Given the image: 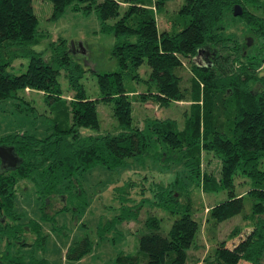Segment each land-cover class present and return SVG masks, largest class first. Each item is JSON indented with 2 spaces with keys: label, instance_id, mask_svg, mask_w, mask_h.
I'll return each mask as SVG.
<instances>
[{
  "label": "trees",
  "instance_id": "trees-1",
  "mask_svg": "<svg viewBox=\"0 0 264 264\" xmlns=\"http://www.w3.org/2000/svg\"><path fill=\"white\" fill-rule=\"evenodd\" d=\"M49 1L53 18L67 6L85 13L92 10L101 30H111L110 54L117 68L99 76V99L112 103L122 130L94 138L80 135L81 128H98L96 99L87 97L78 83L83 69L64 40L49 44L47 57L31 48L38 38L30 0H0V102L27 103L21 93L32 89L45 96L51 111L59 107L63 114L60 118L55 112L44 137L27 133L0 137V145L11 146L18 158L15 167L0 168V264H49L44 258L26 260L20 252L43 246L45 236L38 221H20L13 207L18 183L35 188L42 220L54 218L46 212L51 198L63 203L69 199L82 212L84 172L96 165L115 169L148 154L152 143L161 145L156 159H174L187 172L185 186L175 179L165 185L167 199L189 193L192 185L203 191L224 189L227 197L202 207L203 218L196 219V209L190 206L170 211L176 216L166 235L156 231V217H146L143 226L149 231L139 237L136 252L117 255L114 264H185L200 228L210 231L236 214L242 225L233 226L218 241L208 236L212 245L201 264H264V169H259L264 160V0ZM174 2L176 9L169 11ZM234 5L241 10L238 16L232 15ZM156 15L164 16L166 27L159 28ZM110 18L113 23L106 25ZM238 25L240 35L228 32ZM16 56H25L27 64L23 72L13 74L6 67ZM142 63L148 68L146 79L137 71ZM61 69L73 91L68 99L60 97L56 80ZM139 82L151 83L153 89L137 91ZM148 100L160 106L184 103L182 127L169 118L145 119L141 128L132 125V103ZM202 151L219 160L216 178L200 169ZM234 176L247 178L252 186L235 194ZM246 197L251 203L244 213ZM67 209L60 206L55 213ZM131 215L129 211L125 216ZM87 244L82 238L67 254L80 257Z\"/></svg>",
  "mask_w": 264,
  "mask_h": 264
},
{
  "label": "rangeland",
  "instance_id": "rangeland-1",
  "mask_svg": "<svg viewBox=\"0 0 264 264\" xmlns=\"http://www.w3.org/2000/svg\"><path fill=\"white\" fill-rule=\"evenodd\" d=\"M30 5L36 17L38 38V42L31 48L45 57L50 50L49 44L64 40L74 60L83 69L78 83L87 97L96 99L98 128H81L80 135L94 138L121 132L122 129L117 125L112 112V103L99 99V76L117 68L110 54L114 43L111 30H101L100 21L92 10L85 13L67 6L58 17L53 18L49 0H30ZM177 5V2L170 3L168 10L173 11ZM156 18L159 28L167 26L163 15H156ZM113 21L114 19L110 18L105 23L111 25ZM239 26L229 29L228 32L240 35ZM2 57L7 58L4 55ZM26 64L25 56H16L6 70L18 74L25 70ZM137 71L142 79L147 78L148 68L145 63H142ZM56 80L61 91L60 97L68 99L73 91L69 87L64 69L59 70ZM146 88L152 90L153 85L144 82L136 85L137 91ZM21 94L27 103L17 99L0 102V137L16 133L44 137L51 131V122H54L51 118L55 112L60 118L63 114L60 113L59 107L51 111L49 103L40 91L25 89ZM184 106L182 102L169 103L166 106H160L151 100L134 102L131 107V124L141 128L145 119L169 118L174 119L177 127L181 128ZM160 149L161 145L152 143L147 149L148 154L130 158L115 169L109 170L102 165H96L87 170L82 174L80 181L82 200L86 202L83 211L79 212V208L76 211V204L69 199L63 203L61 199L51 198L46 212L54 216L53 220L40 218V200L35 188L27 182L18 183L13 207L21 215L20 221H38L40 232L45 236L43 246H34L30 250L28 247L21 248L23 258H44L49 264H114L117 255L136 252L139 237L149 231L143 226L146 217H156V231L166 235L176 216L170 211L181 212L190 206L196 209V219L203 218L202 207H210L227 197V191L224 189L203 191L201 187L192 185L188 189L189 193L180 192L174 200L167 199L165 185L175 179L179 185L185 186L188 178L180 162L174 159L164 162L163 158H155ZM219 167L220 162L213 153L201 152L200 169L204 173H210L216 178ZM259 169H264V160L259 163ZM251 186L247 178L233 177L232 190L235 194L243 193ZM250 203V199L246 197L242 212L249 211ZM63 205L68 209L55 213V209ZM129 211L132 215L127 218L125 215L129 214ZM237 224L242 225L240 214L220 222L217 228H210V231L204 227L200 228L196 234L195 245L187 254L189 260L186 259L185 264H201V258L212 245L206 238L213 236L212 239L218 241ZM82 238L88 240L87 250L80 257L72 258L67 251Z\"/></svg>",
  "mask_w": 264,
  "mask_h": 264
},
{
  "label": "water",
  "instance_id": "water-1",
  "mask_svg": "<svg viewBox=\"0 0 264 264\" xmlns=\"http://www.w3.org/2000/svg\"><path fill=\"white\" fill-rule=\"evenodd\" d=\"M241 14V10L238 5L232 7V15L238 16ZM72 46V43H70ZM18 163L17 156L13 153L11 146H2L0 145V168L3 170L6 168L15 167Z\"/></svg>",
  "mask_w": 264,
  "mask_h": 264
}]
</instances>
